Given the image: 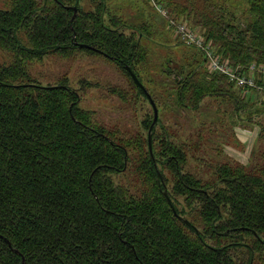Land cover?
Here are the masks:
<instances>
[{"label": "trees", "instance_id": "1", "mask_svg": "<svg viewBox=\"0 0 264 264\" xmlns=\"http://www.w3.org/2000/svg\"><path fill=\"white\" fill-rule=\"evenodd\" d=\"M83 1L9 0L0 10L9 58L0 63V264H264V99L247 102L178 32L186 25L205 36L234 67L264 65V0H150L177 42L164 47L195 49L173 52L151 75L142 40L158 43V17L132 0H89L90 9ZM48 57L115 65L133 92L111 93L129 107L141 97L149 105L145 134L99 123L81 105L85 78L77 89L66 76L44 86L30 69ZM130 71L159 109L153 156L154 112ZM212 98L216 115L203 119ZM188 112L199 121L184 136ZM228 113L259 128L247 165L223 151L236 140Z\"/></svg>", "mask_w": 264, "mask_h": 264}, {"label": "rangeland", "instance_id": "2", "mask_svg": "<svg viewBox=\"0 0 264 264\" xmlns=\"http://www.w3.org/2000/svg\"><path fill=\"white\" fill-rule=\"evenodd\" d=\"M132 1H135L134 5L136 9L144 11L146 17H149V15L151 14L152 17H149V19L154 20V18L158 17L161 22V27H159L161 28L160 30L162 35H159L155 38L158 43L150 42L149 40H142L143 45L148 48L150 52L146 64L147 70L149 71L147 73H150L151 75V73L160 71L162 69V63L164 62V59L172 57L175 59L173 52H175V54L177 55H182L183 53L187 52L186 55L189 56L190 50H195L189 46L176 45L177 47H164L171 46V44L175 45L177 43L172 40L175 39V36H173L174 34H169L170 32L168 30L170 28H168V21L166 19H163L162 16L157 12V10L152 7L150 0ZM83 3L85 9H90V7L92 6L89 0H84ZM9 9V0H0V10ZM126 17L128 18V20L135 21L137 19L135 9L130 10L126 14ZM166 31H168L169 33H167ZM196 47L202 50V57L205 59V57H207V53H205L203 48L198 46ZM212 49L215 48L212 46L211 50ZM8 59V56L0 50V63H7L9 61ZM224 59L229 61V59L227 58ZM230 66L234 69L240 70L242 74H247L252 64L247 67H242L240 65L234 67L230 63ZM30 71L34 73L39 82H41L44 86L48 83H56L57 77L66 76L71 87L77 89L80 86L79 81L85 78V80H87L86 82H90V85L85 89V92L82 95L83 102L81 105L87 110L95 111L96 118L99 123L110 127L109 129L113 128L114 130L116 129L124 132L139 131L140 133L145 134L142 122L148 112L149 105L147 107V105L143 102V98L141 97L140 105L129 107L127 106V104L123 103L117 96L113 95L111 91L117 86H121L127 90L130 89L131 92H133V88L131 89L129 80L124 77V75L115 65L105 62L101 57L76 58L71 62L63 61L59 58L48 57L43 61V63H34ZM91 85H94L98 88H91ZM87 89H90L89 92L87 91ZM236 90L241 93V96L244 97L247 102L255 104L257 107H262L260 101L264 99V91L245 92L240 89ZM261 90H264V88ZM207 101L211 104H214V107H211L210 111L205 108L199 110L203 119L207 118L210 115H216V105H220V101L213 98L208 99ZM194 114L188 112L187 114L182 116L183 119L180 123V128L186 134H183L184 136H189V134L192 132V129L197 125L196 121L198 119V114L196 112ZM222 117L224 118L225 123L233 128L236 139L231 143V145H222L224 153L234 158L235 160L243 162L247 165L253 157V150L256 144L257 132L259 131V128H254L249 123H245L243 126H240L241 123L239 122L242 121L241 114L240 117H235L232 116L231 113H228L227 115H223ZM161 118L164 119L163 114H161ZM217 120L218 119L213 117L209 119L208 123L215 122V125H218V132H222L223 128L221 127L220 123L217 122ZM208 127L212 128L214 127V125L209 124L206 128ZM206 128L204 131V136L208 130ZM214 153L217 152L214 151L213 154ZM190 163L194 166L198 165L197 161L192 157H190Z\"/></svg>", "mask_w": 264, "mask_h": 264}, {"label": "built area", "instance_id": "3", "mask_svg": "<svg viewBox=\"0 0 264 264\" xmlns=\"http://www.w3.org/2000/svg\"><path fill=\"white\" fill-rule=\"evenodd\" d=\"M165 13V12H164ZM178 32L186 38V41H192L196 46L203 48L208 56V68L211 72L225 75L229 82L234 84L237 88L243 90L250 89H263V86H258V82L264 83V66L252 64L247 74H242L238 69H234L230 66L228 60L222 59L219 55H216L210 45L206 44L205 38L198 35L193 30H190L186 25L181 26ZM210 57V58H209Z\"/></svg>", "mask_w": 264, "mask_h": 264}, {"label": "water", "instance_id": "4", "mask_svg": "<svg viewBox=\"0 0 264 264\" xmlns=\"http://www.w3.org/2000/svg\"><path fill=\"white\" fill-rule=\"evenodd\" d=\"M74 11H75V14L77 13V8L74 7ZM131 72V75H132V78L136 84V86L143 92V94L145 95L147 101L149 102V104L151 105L152 109H153V112H154V121H153V124L150 128V131H149V149H150V152H151V156H153V144H152V130L154 129V127L158 124V120H159V109L155 103V101L153 100V98L151 97V95L149 94V92L146 90V88L144 87V85L140 82V80L138 79L137 75L130 71ZM160 177V176H159ZM160 180V183L162 182V178L160 177L159 178ZM165 197L167 198L169 204L172 206L173 208V211L174 213L176 214V211L174 209V206L170 200V198L168 197L167 194H165ZM185 223H188L187 221H185Z\"/></svg>", "mask_w": 264, "mask_h": 264}]
</instances>
